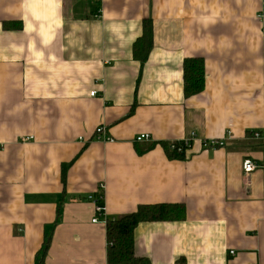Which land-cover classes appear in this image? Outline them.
Masks as SVG:
<instances>
[{
	"label": "crops",
	"instance_id": "obj_1",
	"mask_svg": "<svg viewBox=\"0 0 264 264\" xmlns=\"http://www.w3.org/2000/svg\"><path fill=\"white\" fill-rule=\"evenodd\" d=\"M261 12L264 0H0V264H108L107 221L160 204L186 219L139 225L146 264H264V170L243 171L264 165L250 138L264 129ZM188 59L206 71L189 98ZM192 133L185 160L169 158Z\"/></svg>",
	"mask_w": 264,
	"mask_h": 264
},
{
	"label": "trees",
	"instance_id": "obj_2",
	"mask_svg": "<svg viewBox=\"0 0 264 264\" xmlns=\"http://www.w3.org/2000/svg\"><path fill=\"white\" fill-rule=\"evenodd\" d=\"M153 24L151 20L143 23V34L133 46L135 61L144 65L154 45ZM184 95L194 97L203 92L206 81L205 62L203 59H188L184 62ZM171 159L185 160V149L177 145L176 151L170 152L169 146H164ZM182 149V150H180ZM186 219V209L183 205H150L140 206L134 214L107 221V260L108 264H146L135 254V231L143 223L180 222ZM49 248V240H45L42 249L44 258ZM39 259L38 263L43 260Z\"/></svg>",
	"mask_w": 264,
	"mask_h": 264
},
{
	"label": "built area",
	"instance_id": "obj_3",
	"mask_svg": "<svg viewBox=\"0 0 264 264\" xmlns=\"http://www.w3.org/2000/svg\"><path fill=\"white\" fill-rule=\"evenodd\" d=\"M258 18L264 20V12H261L258 15ZM95 95L96 92L91 93L92 97H94ZM96 134L98 141L113 142V140L110 137H107L105 135L104 128L97 129ZM227 136L231 137V133H228ZM250 138L252 140L259 142L262 146H264V129L251 132ZM195 139H196V135L192 133L188 138L182 140L181 142L171 143L169 145V149L170 151H176L177 145H181L182 147H184L185 150H187L191 147ZM150 141H151V137L149 135H142L136 139V142L138 143L150 142ZM225 146H226V140H210V141L206 140L203 142V148L207 150H216V149L224 148ZM259 169L264 170V165H259L251 160H246L243 164V171L246 175H249ZM89 201L95 205V213L97 215V217L94 218L92 223L97 224L99 222L100 217L103 218L106 217V209L105 206L102 205L104 201V187L102 185L99 186L96 194L89 197ZM230 255L235 256L236 253L234 251H231Z\"/></svg>",
	"mask_w": 264,
	"mask_h": 264
}]
</instances>
